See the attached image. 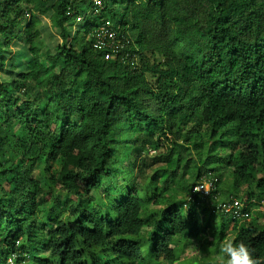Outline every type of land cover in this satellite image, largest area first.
Segmentation results:
<instances>
[{
  "label": "trees",
  "instance_id": "1",
  "mask_svg": "<svg viewBox=\"0 0 264 264\" xmlns=\"http://www.w3.org/2000/svg\"><path fill=\"white\" fill-rule=\"evenodd\" d=\"M102 1L0 0V72L31 55L0 79V264H212L228 239L264 264V0Z\"/></svg>",
  "mask_w": 264,
  "mask_h": 264
},
{
  "label": "rangeland",
  "instance_id": "2",
  "mask_svg": "<svg viewBox=\"0 0 264 264\" xmlns=\"http://www.w3.org/2000/svg\"><path fill=\"white\" fill-rule=\"evenodd\" d=\"M73 28L75 29L76 25ZM42 33H43V42H44L43 51L44 52L50 51L54 53L56 47L62 43V40L59 36V33L55 32L51 27L49 20H45V23L42 27ZM30 59H31V55L29 54L27 48L18 43H14L9 50H6L3 53V60L6 65H5V69L0 72V79L7 81L9 83L13 82V80L17 78L19 73L25 72L27 70V63L30 61ZM151 172L152 170H150L148 174H150ZM229 178L230 177L228 176V174L224 176V180H223L224 185L232 183L228 181ZM238 201L244 203V201H242L241 199H238ZM260 211L261 212L264 211V206L261 208ZM216 220L220 222L221 217L218 218L216 217ZM248 222L249 221L247 220V223ZM261 222H263V220H261ZM209 240L212 241L211 236H209ZM210 256L212 255H209V258H211ZM206 257H208V254L206 255ZM183 259L186 263L187 262L191 263V259L199 261L200 259L203 260L204 256L201 254L199 250H187V252L183 256ZM181 264L184 263L181 262Z\"/></svg>",
  "mask_w": 264,
  "mask_h": 264
},
{
  "label": "built area",
  "instance_id": "3",
  "mask_svg": "<svg viewBox=\"0 0 264 264\" xmlns=\"http://www.w3.org/2000/svg\"><path fill=\"white\" fill-rule=\"evenodd\" d=\"M94 5L95 11L93 12V16H97L100 14V10L103 9V1L102 0H91ZM83 18H78L77 23L81 22ZM94 48L98 50H102L104 52V58L107 61L116 60L121 54V50L125 47L124 43L119 39L117 32L112 27L110 22H104L98 28L93 31L92 39ZM197 186H201V190L199 192L194 191L193 194H200L203 198L209 196L210 192L215 190V186L213 183H203ZM240 204L236 201L234 205H223L222 210L226 213L234 212L238 214V209ZM236 209V211H235Z\"/></svg>",
  "mask_w": 264,
  "mask_h": 264
},
{
  "label": "clouds",
  "instance_id": "4",
  "mask_svg": "<svg viewBox=\"0 0 264 264\" xmlns=\"http://www.w3.org/2000/svg\"><path fill=\"white\" fill-rule=\"evenodd\" d=\"M203 183H213L215 186V190L211 191L209 196L203 198L201 196V199L208 200V197L211 195H214L218 190V185L216 180H202L199 184ZM194 186V191L199 192L201 190V186ZM238 202L240 204V207L238 209V214H235L234 212L226 213L222 210L223 205H234L235 202ZM220 206L221 212L227 214L228 217H239L240 211L244 209L245 203L239 202L238 198L232 199L231 203H225ZM236 211V209H235ZM198 250V249H197ZM182 258H178L175 261V264H181ZM11 262V261H10ZM212 264H261V261L254 256V250L250 249L249 246L244 243L243 241H237V239H228L224 243L221 244V246L218 249V254L213 260Z\"/></svg>",
  "mask_w": 264,
  "mask_h": 264
}]
</instances>
